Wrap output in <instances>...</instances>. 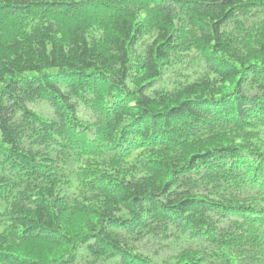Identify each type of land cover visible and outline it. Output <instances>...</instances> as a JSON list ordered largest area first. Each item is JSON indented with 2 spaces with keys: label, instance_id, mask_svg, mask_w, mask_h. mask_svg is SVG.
Listing matches in <instances>:
<instances>
[{
  "label": "trees",
  "instance_id": "1",
  "mask_svg": "<svg viewBox=\"0 0 264 264\" xmlns=\"http://www.w3.org/2000/svg\"><path fill=\"white\" fill-rule=\"evenodd\" d=\"M0 264H264V0H0Z\"/></svg>",
  "mask_w": 264,
  "mask_h": 264
}]
</instances>
